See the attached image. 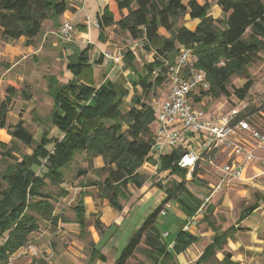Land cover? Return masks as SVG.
I'll list each match as a JSON object with an SVG mask.
<instances>
[{
    "label": "trees",
    "instance_id": "1",
    "mask_svg": "<svg viewBox=\"0 0 264 264\" xmlns=\"http://www.w3.org/2000/svg\"><path fill=\"white\" fill-rule=\"evenodd\" d=\"M216 5L223 15L220 19L209 14L210 4L205 0L107 1L96 16L98 40L103 42L105 30L113 28L125 33L132 41L144 40L143 50L151 52L153 59L144 68L146 76L132 81V106L125 114L120 111L122 98L127 94L122 83L104 79L98 87H94L91 80L79 79L90 45L79 56L68 57L66 70L75 76L76 82L63 85L54 75L45 77L46 92L52 100V107L47 118L33 111V121L43 128L49 123L61 134V139L50 137L44 129L31 153L13 160L14 165L0 174L1 181L7 186L3 189L0 187V264H6L20 248L29 245V237L38 231L39 222L56 227L61 221L54 214L52 200L67 195L60 187L63 184V169L72 162L76 153H85L90 169L91 159L101 157L103 166L94 170L103 178L88 186L95 188L98 198L106 200L116 212H121L122 203L132 197L131 188L141 189L148 180V176L140 172L144 162L155 165L158 175L168 171L171 175L184 178L186 172L175 163L179 151L160 157L151 152L154 115L145 99L164 85V62H172L180 47L189 49L193 56L192 68L203 72L209 85L204 96L212 99L235 96L238 100H244L252 87L248 68L264 57V0H216ZM67 10L66 0H0L2 39L15 41L24 38L26 47L33 46L42 31L43 22L49 20L56 24ZM185 16L198 20L194 30L180 23ZM173 54L175 56L169 60ZM101 61L100 57L98 63L101 64ZM233 77L246 81L242 87L235 88L231 85ZM17 95L25 101L30 100L28 85L20 88L16 82L8 81L5 98L0 102V130L7 131L12 144L17 142L30 149L35 140L22 119L19 118L13 125L7 123L13 99ZM13 151L0 142V161L13 159ZM86 173L80 171V174ZM196 175L195 170L193 180ZM184 185V181H179L166 188L156 183L155 186L165 195L164 200L129 238L114 264H127L138 251L145 255L147 264H179L176 256L198 238L184 232L183 224L171 238L168 233L164 237L165 232L158 231L156 220L162 206L173 199L185 218L195 214L202 202L191 195ZM50 186L57 188L56 191L49 190ZM258 207L259 202L243 210L239 221ZM210 211L211 206L208 205L205 213ZM73 212L81 235L87 227L81 201ZM201 221L214 236L193 264H207L237 231L234 227L220 231L207 214ZM92 226L102 234L104 225L99 219L96 218ZM141 243L143 249L140 248ZM89 248V264L106 262L100 247L91 242ZM230 259L231 255L225 253L217 264H238ZM31 264L47 263L36 259Z\"/></svg>",
    "mask_w": 264,
    "mask_h": 264
},
{
    "label": "rangeland",
    "instance_id": "2",
    "mask_svg": "<svg viewBox=\"0 0 264 264\" xmlns=\"http://www.w3.org/2000/svg\"><path fill=\"white\" fill-rule=\"evenodd\" d=\"M66 1L69 5L70 13L65 18L72 19L73 14L77 10L70 7L71 0ZM205 1L210 4L209 14L213 18L215 16L216 19L223 17L222 13L218 12L216 8V0ZM87 4L88 9L86 13L91 21H95L96 16L100 13L98 1L87 0ZM83 19L84 13H79L75 17L73 23L76 30L79 28L77 24H82ZM61 21L62 17L58 19L56 24L47 20L39 37L34 40V45L32 46L34 49L40 50L36 54H23L25 58L20 61L22 64L20 73L23 78L16 83L20 88L23 85H28V93L31 95V99L25 101L19 95L13 99L8 116V125H13L21 118L28 131L33 135L35 143L30 149L17 142L12 144L11 137L8 134L6 136L3 132V136L0 137V142L6 144L8 150L10 147L14 150L12 152L14 158L10 161H0V174L8 170L9 166L14 165L13 160L22 159L25 154L29 155L31 153V150H33L40 140L44 129L48 131L50 137L61 139V134L49 123L44 128L36 124L33 121L32 113L34 111V114L42 118H47L50 113L52 100L46 92L45 77L47 75H54L60 84L63 85L70 84L73 81L76 82L77 79H75V76L66 70V63L69 56L75 54L79 56L87 49V45L91 46L87 52V59L80 70L79 79L91 80L94 87H98L104 81L103 79L105 77L111 82L122 83L125 87L123 90L127 91V94L122 98V105L120 106V111L123 114L132 106V97L134 94L131 86L132 81L138 78L142 79L146 76L144 68L153 59V54L143 49L130 51L129 46L132 40L125 33L115 31L113 28H109V33H106L103 42L98 40L99 31L93 25L89 28L88 36L85 30V36H80L77 33L78 35H73L70 42H64L57 34ZM184 22L183 19L180 21L181 24H184ZM115 49L122 50L124 53V58L117 67L112 69L104 65L102 61L101 64L98 63L102 51H113ZM174 56L175 54L170 56L169 60ZM248 75L252 82V87L244 100H238L235 96L229 99L203 97L201 100H198V103L195 99V106L200 107L209 115H223L233 107H245L244 111L246 113L254 115V126L264 133V57L248 68ZM245 81L244 79L233 77L231 85L235 88H240ZM165 85L152 92L145 99V103L149 104L152 98L158 100L159 103L164 102L168 95V88ZM138 91L140 92L139 89ZM155 128L153 123L151 126L152 132H154ZM171 153V150L166 149L162 152V156L170 155ZM255 154L259 157H264V151L258 150ZM177 159L178 155L176 154L175 163ZM91 160L92 167L90 169L88 168V157L85 153H76L72 162L63 169V184L60 187L67 192V195L52 201L55 215L60 217L61 221L65 222L60 221L56 227L50 226L46 222H39L40 230L37 233L47 232L50 234L44 238L43 242L46 248L50 251L52 250V254L48 258L49 261L53 262L55 256L57 258L59 257V261L56 264H88V252L91 242H98L99 247L105 251V255L108 258V263L105 264H114L115 259L119 256L129 238L141 226L148 215L164 200L165 195L155 186L156 183L169 188L173 182L184 181V187L197 199L210 197L208 205L211 206V211L205 214L208 215L214 226L218 227L220 231H224L236 224L243 210L258 202V208H260L264 203L262 200L264 198V175L253 179L251 183L242 185L235 184L212 195L211 186L216 183V180L213 178L214 176L209 169L198 170L194 180L191 174V180L187 181L186 173L183 179L176 175H171L168 171L150 177L151 174L148 175L147 170L141 167L140 172L148 176V180L141 189L136 190L131 188L132 197L128 202L122 203L121 220L119 219L113 222L106 216L105 218L111 221V224L109 227L104 226L102 234H99L92 226L94 220L96 218L99 219L101 216L100 211H98L95 215H89V219L86 222L87 227L80 235L78 227L74 222L75 214L73 212V209L80 202V195L86 194L93 201L96 199L99 200L100 204L102 203V200L98 198L97 190L88 185L92 182L102 180L103 175L96 173L94 169H98L96 167L100 165L103 166V162L100 159L96 160V158H92ZM258 167H256L257 170H261ZM80 171H86L87 173L80 174ZM254 174L253 171H250V178ZM0 187L2 189L7 187L1 179ZM80 187H89L90 189L80 194L81 191L77 189ZM56 189L52 186L49 187V190L52 191H56ZM105 202L107 201L105 200ZM169 203L171 206L168 209L164 208V205L162 206L161 209H165V215L161 216L159 214L157 216L156 227L159 232L170 234L171 238L183 224L184 216L179 210L177 201L173 199ZM258 208L246 219L248 221L239 225L245 226H242L238 233L235 232L232 238H228L221 251L216 253L215 257L207 264H217V261H221L225 253L231 255L230 260L233 263L264 264V224L260 221V218L263 217L262 212H264V207L259 210ZM201 220H199L195 229L192 231L196 235L208 234L206 236L203 235V238H201L202 241H200V244L205 246L211 240L213 233ZM63 224H65L63 227L60 226L61 231L57 232L58 225ZM55 231L57 233L53 234ZM143 247L144 245L141 243L140 248L143 249ZM36 252L39 256L40 253L37 250ZM38 256L37 258L34 257V260L42 259V261L47 263L45 261L46 258H38ZM182 257L186 261L188 260V254ZM127 264H147V259L142 252L138 251L128 260Z\"/></svg>",
    "mask_w": 264,
    "mask_h": 264
},
{
    "label": "built area",
    "instance_id": "3",
    "mask_svg": "<svg viewBox=\"0 0 264 264\" xmlns=\"http://www.w3.org/2000/svg\"><path fill=\"white\" fill-rule=\"evenodd\" d=\"M87 0H80V9L87 7ZM98 27L96 20L91 21L84 15L82 26L89 35V28ZM76 29L72 19L63 18L57 30L58 37L64 42H70ZM145 45L144 40H133L130 51H139ZM122 50L102 51L101 60L104 65L112 69L123 60ZM193 56L189 49L180 47L172 62H164L166 77L164 84L168 88L167 99L159 103L152 98L149 105L154 115L155 130L151 152L157 157L162 156L164 150L179 151L176 165L186 172L187 181L196 170L209 169L216 183L211 186L212 195L224 188L245 181L246 170L255 165L254 176L248 182L264 175V157L255 154L264 151V133L257 129L253 121L254 115L246 113L245 107H233L221 115H209L200 107L195 106V99L201 100L209 88L205 75L192 68ZM142 168L147 170L150 177L157 174V167L144 162ZM211 195V196H212ZM209 198L199 199L202 203L189 218L183 220L182 230L190 233L203 218L208 206ZM170 203L164 208H170ZM264 207V203L259 209ZM159 214L165 215V209ZM263 216H264V212ZM167 237V233L163 234ZM171 247V246H169ZM25 248V247H24ZM31 256L38 253L33 246H26ZM6 264H13L12 256Z\"/></svg>",
    "mask_w": 264,
    "mask_h": 264
},
{
    "label": "crops",
    "instance_id": "4",
    "mask_svg": "<svg viewBox=\"0 0 264 264\" xmlns=\"http://www.w3.org/2000/svg\"><path fill=\"white\" fill-rule=\"evenodd\" d=\"M97 1H98V8H99V11L101 13L103 8L107 5V1L108 0H97ZM86 3H87V1H86ZM80 4H81L80 0H71L70 1V7L71 8H75L77 10V12L73 14V17H72L73 22H74L75 17L79 13H82V14L84 13V15L87 14L86 11L88 9V4H87V7L84 10L80 9ZM67 5H68V3H67ZM216 8H217L218 12H221V10L219 9V7L217 5H216ZM68 13H70L69 12V5H68V10L61 16L62 19L65 18ZM100 13H98V14H100ZM183 20L185 21L183 25L189 30H194V28L198 24V20H190L188 16H185L183 18ZM45 22L46 21L43 22L42 28L44 27ZM77 25H78L79 28H77L76 35L79 34L80 36H85V34H84L85 28L82 26V24H77ZM109 30H110L109 28L105 30V35H106V33H109ZM160 33L162 35H164L162 32H160ZM24 41H25L24 38H20V39L15 40V41H13V40L5 41V40L2 39V30L0 29V102L5 98V90H6L8 81L12 80L14 82H17V81H21L22 78H23V76L20 73L21 72L20 68L22 66L20 61L23 58H25L23 56V54H28V53L36 54L40 50V49L36 50L32 46L26 47L25 45H23ZM106 78L107 77H105L104 79H106ZM46 91H47V89H46ZM9 114H10V112H9ZM9 114H8V116H9ZM8 116H7V123H8ZM3 132L7 136V131L5 129H3V130H0V137L3 136ZM99 159L102 160L101 157H97L96 158V160H99ZM100 167H102V166L100 165V166H98L96 168H100ZM254 168H256L255 165L254 164L251 165V167H249L246 170L245 181L239 182V183H235V184L242 185V184L249 183L248 182V179L250 177L249 173H250V171L254 172ZM77 189L80 190L81 191L80 194H82L86 190H89L90 188L89 187H80V188H77ZM79 201H81L83 203L84 210H85L84 217L86 219V222H87V219H89V215H95L98 211H100V214H101L99 220L103 223V225L105 227H109L110 224H111V221H109V220H107L105 218L106 216L108 218H110V220H112L113 222L116 221V220L118 221L119 219L121 220V218H122L121 215H120L121 212H116L113 209H111L108 206V203L105 202V200H103L102 203L100 204L99 200L95 199L93 201L92 198L90 196H88V195L84 196V197H82V195H80V200ZM95 209H97V210H95ZM256 210H254V212ZM56 214H58V213H56ZM249 217H250V215L247 218H245L244 220H242V221L238 220L236 224L231 226V227H234L235 229H237L236 233H238L240 231V228L242 226L243 227L245 226V225H241V226H239V225L244 223V222H246V221H248L246 219H248ZM260 221L264 224V216L260 218ZM64 225L65 224L58 225L57 232L61 231L60 226L63 227ZM39 230H40V228L38 229V231ZM78 230H79V228H78ZM38 231H36V232H34V233H32L30 235V237H29V245L33 246L40 253L41 256L39 255L38 258L44 257V259L46 258L45 261L47 262V264H56L57 261H59V257L57 258V256H55L53 262L49 261L48 258L50 256V254H52L51 253L52 250L50 251L48 248H46V245L43 242L44 238L48 237L50 234L47 233V232H43V233L39 234V233H37ZM57 232L55 231L53 234H56ZM79 232H80V230H79ZM190 234L196 236L198 238V240L195 243H193L191 246H189L182 254H179L178 256H176V260H178L179 264H193V261H196L198 259V257L202 254L204 249L211 243L212 238L214 236V233H213V236H212L211 240L209 242H207L205 246H203V245L200 244L201 243L200 241H202L201 238H203L204 234L203 235H196V234L193 233V231H191ZM206 235H208V234H206ZM206 235H204V236H206ZM94 244H95L96 247H99V243L98 242L97 243L94 242ZM26 250H27L26 247L25 248H20L12 256L13 264H31L32 263V261L35 258L33 256H31L30 253H28ZM100 252L106 257V262L105 263H108V258L105 255V251L102 248H100ZM186 254H188V260L187 261L184 259V257H182V256H184ZM88 259H89V252H88ZM94 263L95 264H105V263H103L101 261H95Z\"/></svg>",
    "mask_w": 264,
    "mask_h": 264
}]
</instances>
